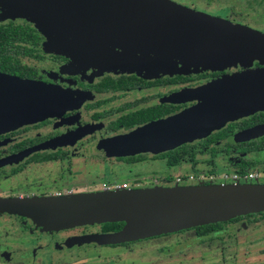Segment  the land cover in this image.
<instances>
[{"label": "water", "instance_id": "obj_1", "mask_svg": "<svg viewBox=\"0 0 264 264\" xmlns=\"http://www.w3.org/2000/svg\"><path fill=\"white\" fill-rule=\"evenodd\" d=\"M21 19L46 53L147 78L264 63V36L168 0H0V21ZM53 43L56 52L49 44ZM198 103L112 139L119 156L156 153L201 138L264 108V70L184 91ZM65 91L0 73V132L63 112ZM264 211V185H194L0 199V213L52 231L122 222L88 242L115 244L173 234Z\"/></svg>", "mask_w": 264, "mask_h": 264}, {"label": "flooded vegetation", "instance_id": "obj_2", "mask_svg": "<svg viewBox=\"0 0 264 264\" xmlns=\"http://www.w3.org/2000/svg\"><path fill=\"white\" fill-rule=\"evenodd\" d=\"M235 1L240 2L236 19L226 16L225 12L215 15L200 13L264 36V0H226L221 5L232 13L238 8L233 5ZM205 3L216 5L219 0H205ZM17 61L20 67L25 68L26 78L0 73L58 87L65 91L67 104L63 112L51 118L0 132V199L60 197L171 186L264 185V108L228 121L207 135L171 150L119 156L114 152L115 144H110L112 139L195 106L198 101L190 99L183 94L184 91L234 75L262 71L264 63L254 60L224 69L147 78L134 73L103 72L102 67L92 71L94 65L74 64L62 56L44 53L40 44L29 57H20ZM169 153L175 154L173 164L168 162ZM140 163L145 168L142 172H133L132 185L111 182L98 188L93 180H89L90 184L86 180L87 169L99 164L127 166ZM140 173L142 176L136 177ZM248 174L250 177H245ZM231 175L240 176V180L231 181ZM222 176L225 179L219 182ZM186 178H190L189 181L186 182ZM4 217L16 218L19 222L26 219L31 226L28 234L32 236L29 244H22L24 241L21 239V242H11L13 244L10 245L6 240L7 232L0 227V236H4L0 239V264L72 262L88 252L86 247L99 246L95 243L73 246L72 241L81 240L88 234L111 233L102 232V224L98 232L80 233V230L91 227L82 225L52 231V228L43 229L28 217L0 213V219ZM241 221L250 226L246 229L252 228L253 221L263 224L264 211L216 223L221 224L220 230L206 242L219 239L226 233V225ZM75 231L79 233H73ZM193 241L203 244L197 242L195 235ZM124 245L126 243H120L116 247Z\"/></svg>", "mask_w": 264, "mask_h": 264}, {"label": "rangeland", "instance_id": "obj_3", "mask_svg": "<svg viewBox=\"0 0 264 264\" xmlns=\"http://www.w3.org/2000/svg\"><path fill=\"white\" fill-rule=\"evenodd\" d=\"M171 1L181 3L189 8L196 9L206 14L215 15L220 12H225L226 16L233 19H236L239 15L238 11L240 10V2L238 1L233 3V5H237L238 8H235V11L232 10V13L230 10L225 11V6L221 5L226 2V0H219V3L216 5L206 4L205 0ZM13 21L21 22L24 20L14 19ZM49 48L52 52H56L52 42L49 44ZM71 62L75 64L78 61L74 60ZM78 63L83 64L84 62ZM80 67L81 66H79V68ZM92 67V71H97L99 69L98 67L101 66L95 64ZM102 71L106 72L105 70ZM141 165H143V163L127 166L118 164H99V166L95 168L90 167L87 169L86 180H88V184H90L89 180H93L94 185L98 188H102L111 182H120V184L128 185L132 182L133 172H142L141 170L145 168V166ZM137 166L141 167L136 168ZM139 176H142V173L136 177ZM130 185H132V183ZM20 222L16 218L13 220L10 218L6 219L5 217L0 219V227L7 232L6 240L10 245L13 244L11 242H21V239L24 241L22 244H29L28 242L31 241L30 236L32 235L28 234V230L31 228V226L28 225L29 222L26 219H20ZM252 223L251 229H246V227L250 226H247L245 221L228 224L225 226L227 230L226 233L221 235L219 239L203 244H197L193 241L194 234L191 229L151 239L142 238L134 241H127L124 242L126 245L122 247H116V245L120 243L99 244L97 247H86L88 252L79 256L78 259L74 258L75 260L73 259L72 262H66L64 264H264V222L262 224L253 221ZM99 225L100 224L86 225L90 226L91 229H83L79 232H98ZM79 232L75 231L73 233ZM91 235L92 234H88L83 236L81 240H75L76 243L71 240V245L87 246L89 243L97 244L96 242L88 241L92 237L99 235ZM3 237L4 236H0V239ZM109 245L115 247L101 248ZM14 248L15 247H13V250H15ZM29 248L30 245L27 249L29 250Z\"/></svg>", "mask_w": 264, "mask_h": 264}, {"label": "trees", "instance_id": "obj_4", "mask_svg": "<svg viewBox=\"0 0 264 264\" xmlns=\"http://www.w3.org/2000/svg\"><path fill=\"white\" fill-rule=\"evenodd\" d=\"M40 34L26 22H13L11 20L0 21V71L9 74H15L20 77H27L25 68L20 67L17 59L20 57H29L32 52L39 49L43 51ZM43 39V38H42ZM28 73L32 74L31 71ZM173 153H169L168 162L173 164ZM123 226L119 223L102 224V232H117ZM221 224L205 225L193 228L194 235L198 243L206 242L211 235L220 230Z\"/></svg>", "mask_w": 264, "mask_h": 264}, {"label": "built area", "instance_id": "obj_5", "mask_svg": "<svg viewBox=\"0 0 264 264\" xmlns=\"http://www.w3.org/2000/svg\"><path fill=\"white\" fill-rule=\"evenodd\" d=\"M245 177H250V174H248V175L245 176ZM189 179H190V178H186L185 181L187 182V181H189ZM223 179H225L224 176L220 177V178H219V182H222ZM230 179H231V181H234V180H240V176H238V175H231V176H230ZM177 180H178V179H176V181H177ZM122 187H123V185H122Z\"/></svg>", "mask_w": 264, "mask_h": 264}]
</instances>
